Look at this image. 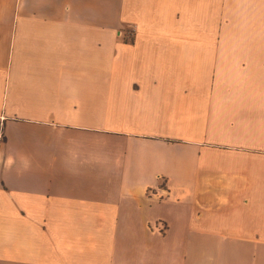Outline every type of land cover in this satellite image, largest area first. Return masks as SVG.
<instances>
[{
  "label": "crops",
  "instance_id": "crops-1",
  "mask_svg": "<svg viewBox=\"0 0 264 264\" xmlns=\"http://www.w3.org/2000/svg\"><path fill=\"white\" fill-rule=\"evenodd\" d=\"M0 264H264V0H0Z\"/></svg>",
  "mask_w": 264,
  "mask_h": 264
},
{
  "label": "built area",
  "instance_id": "built-area-1",
  "mask_svg": "<svg viewBox=\"0 0 264 264\" xmlns=\"http://www.w3.org/2000/svg\"><path fill=\"white\" fill-rule=\"evenodd\" d=\"M133 34H134V32H131V33H130V37H131V38H133Z\"/></svg>",
  "mask_w": 264,
  "mask_h": 264
},
{
  "label": "rangeland",
  "instance_id": "rangeland-1",
  "mask_svg": "<svg viewBox=\"0 0 264 264\" xmlns=\"http://www.w3.org/2000/svg\"><path fill=\"white\" fill-rule=\"evenodd\" d=\"M161 185H162V187H164L165 186V183H162Z\"/></svg>",
  "mask_w": 264,
  "mask_h": 264
}]
</instances>
